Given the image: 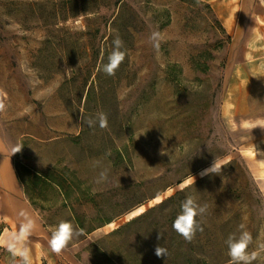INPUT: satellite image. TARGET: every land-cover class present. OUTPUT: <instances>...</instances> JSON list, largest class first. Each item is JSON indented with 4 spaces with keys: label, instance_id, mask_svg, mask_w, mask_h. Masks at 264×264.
I'll list each match as a JSON object with an SVG mask.
<instances>
[{
    "label": "rangeland",
    "instance_id": "1",
    "mask_svg": "<svg viewBox=\"0 0 264 264\" xmlns=\"http://www.w3.org/2000/svg\"><path fill=\"white\" fill-rule=\"evenodd\" d=\"M0 129L45 226L0 264H264V50L211 2L0 0Z\"/></svg>",
    "mask_w": 264,
    "mask_h": 264
},
{
    "label": "crops",
    "instance_id": "2",
    "mask_svg": "<svg viewBox=\"0 0 264 264\" xmlns=\"http://www.w3.org/2000/svg\"><path fill=\"white\" fill-rule=\"evenodd\" d=\"M211 2L221 25H230L249 53L264 50V0ZM0 244L18 254L25 239L45 236L44 222L26 198L14 164V146L0 129ZM78 243H82V240ZM84 248V247H83ZM83 250V249H82ZM76 254V253H74ZM84 254V252H83Z\"/></svg>",
    "mask_w": 264,
    "mask_h": 264
},
{
    "label": "trees",
    "instance_id": "3",
    "mask_svg": "<svg viewBox=\"0 0 264 264\" xmlns=\"http://www.w3.org/2000/svg\"><path fill=\"white\" fill-rule=\"evenodd\" d=\"M15 169H16L17 175L19 177V172H18L16 164H15ZM56 183L59 187H61V188L63 187L60 183H58V182H56ZM75 223L79 227V229L83 230L85 233H90L93 230H95V228H93V227H85L84 222L81 221L78 217H75ZM0 234H1V228H0Z\"/></svg>",
    "mask_w": 264,
    "mask_h": 264
},
{
    "label": "bare ground",
    "instance_id": "4",
    "mask_svg": "<svg viewBox=\"0 0 264 264\" xmlns=\"http://www.w3.org/2000/svg\"><path fill=\"white\" fill-rule=\"evenodd\" d=\"M227 27H229L230 25H226Z\"/></svg>",
    "mask_w": 264,
    "mask_h": 264
}]
</instances>
